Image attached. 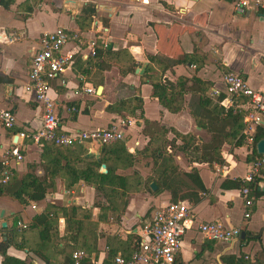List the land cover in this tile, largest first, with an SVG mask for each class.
<instances>
[{
  "label": "crops",
  "instance_id": "obj_1",
  "mask_svg": "<svg viewBox=\"0 0 264 264\" xmlns=\"http://www.w3.org/2000/svg\"><path fill=\"white\" fill-rule=\"evenodd\" d=\"M56 28L66 29L83 42L70 67L49 82L60 132L106 129L118 121L130 123L121 128L123 139L109 144L122 146V153L107 160L116 175L127 177L126 204L118 200L111 207L102 205L103 199L92 187L81 181L68 186L59 176L46 188L41 202L21 205L9 196H0V264L2 252L24 264H69L70 252L81 247L72 248L65 240L68 233H64L62 215L45 242L32 222L45 208L55 212L69 206L87 211L84 218L76 220L81 223L80 238L92 247L86 256L88 264H107L115 256L128 258L144 220L170 202L167 190L155 193V185L154 190L149 188L154 184L152 156L164 153L171 155L180 172L174 177L179 180L178 193L195 189L183 176L192 170L203 188L198 200L194 194L181 200L188 206L192 223L181 238L174 264H224L226 257L240 264H264V169L254 178L256 189L250 191L248 219L243 218L239 188L230 186L242 182L256 158L247 141L256 128L250 132L242 120L239 144L236 139L218 138L221 164H197L179 150L187 142L198 148V154L211 158L210 136L215 133L196 126L190 115V110H199V97L208 101L199 112L210 131L227 134L230 130L227 121L213 120V109L231 107L245 112L247 100L231 102L226 93L222 81L226 73L238 74L251 89L264 93V9L251 7L237 15L231 0H0V111H9L15 120L12 130L0 123V152L13 146L19 131L40 127L42 108L23 88L40 37ZM91 42L94 56H90ZM73 45L70 41L64 51ZM156 83L170 89L176 112H168L153 97L152 85ZM85 87L92 88L94 94L83 93ZM257 128L263 140L264 127ZM43 145L47 144L18 143L22 160L10 163L9 185L27 173L43 176ZM73 147L82 148L83 155L97 149L96 144ZM205 222L238 228L243 239L207 241L197 231Z\"/></svg>",
  "mask_w": 264,
  "mask_h": 264
},
{
  "label": "built area",
  "instance_id": "obj_2",
  "mask_svg": "<svg viewBox=\"0 0 264 264\" xmlns=\"http://www.w3.org/2000/svg\"><path fill=\"white\" fill-rule=\"evenodd\" d=\"M138 1L147 2V0ZM231 3L237 15H244L251 7L255 10L264 9V0H231ZM70 41L74 43L73 47L64 51V47ZM82 44L78 36L63 28H56L40 37L39 49L31 58L27 84L23 88L25 93L32 94L34 102L42 108L40 127L31 132L19 131L13 146L0 152V185H6L10 181V163H18L22 160L18 143L30 141L34 144L48 143L60 148H71L86 144H111L123 139L121 128L124 124L129 125L128 121L112 123L106 129L60 132L58 119L54 114L55 104L50 95L49 82L60 78L70 67ZM89 46L92 48L90 56H94L93 43L91 42ZM222 81L230 101L240 98L247 100L244 103L245 114L242 118L245 127L250 132L257 127H264V93L251 89L238 74L232 72L226 73ZM82 92L88 95L94 94V90L90 87L83 88ZM0 123L4 129L12 130L15 126L13 114L9 111H0ZM247 141L251 144V138ZM262 169H264V155L253 159L242 183H252ZM215 171L223 174L222 169L215 168ZM239 193L243 200V218L248 219L250 215L248 209L252 206L249 189L242 187ZM191 223L185 202H169L144 220L138 230L137 240L130 256L128 258L115 256L109 264H174L175 257L180 251L181 238L190 229ZM17 226L21 229L25 228L20 223H17ZM197 231L205 240L215 243H230L238 240L240 236L238 228H227L217 222L201 223L197 226ZM85 258L86 254L82 250L73 251L70 255L73 264H80Z\"/></svg>",
  "mask_w": 264,
  "mask_h": 264
},
{
  "label": "trees",
  "instance_id": "obj_3",
  "mask_svg": "<svg viewBox=\"0 0 264 264\" xmlns=\"http://www.w3.org/2000/svg\"><path fill=\"white\" fill-rule=\"evenodd\" d=\"M82 13L88 15L86 10H84ZM95 54L96 53L94 50V55ZM169 90L170 89L165 87L162 83H156L152 85L153 97L156 98L158 103L168 112L174 113L177 111V109H174L171 106L172 103ZM207 105V99L199 97V110H201V108H206ZM199 110H190V115L194 119L196 126L199 128H204L210 134L215 133L211 134L210 136V144L212 142L213 145L212 147H209L211 158H207L204 153L198 154V148L196 146L190 145L187 142L181 145L179 150L184 154L186 152V154L191 159H193L192 162L197 164H211L212 162L221 164L223 160L220 156L218 138H221L222 141H227V139H236V144H239L238 141L242 140L243 138V135L241 134V121L245 112L242 113V111L239 109L234 111L231 107L226 109L221 107L213 109L212 113L215 115V118L213 119L214 121H227L230 125V130L227 134H220L215 131H210L204 126V123L202 122L203 117ZM260 130L261 129L256 128L254 133L251 135L252 153L256 157H260L255 153L254 149L256 142L263 136ZM193 141H195V139H193ZM46 144L47 145L42 146V152L40 153V164L43 171V176L37 177L33 173H27L23 175L19 181L13 183L12 185H9L11 182L10 180L8 184L0 185V196H9L18 201L21 205L41 202L46 195V188L52 184L55 177L59 176L66 180L68 186H72L73 184L81 181L83 184L92 187L97 196L103 199L102 205H108V207H111L112 205H115L118 200L121 201V205L124 206L126 204L125 198L127 190V177L125 178L116 175L114 173V169H111L109 165H107L108 159H113L114 156L118 157L120 153H122V146L113 145L110 147L109 144L103 145L104 150L101 154L100 162L97 163L93 160L83 159L82 156L84 151L82 148H60L48 143ZM152 159V168L154 174L153 183L156 186L155 193L167 190L170 197V203L184 200L186 197H190L192 194H194L195 199H199L197 194L198 192H202L203 188L199 179L197 178L195 170H192L188 174H183V176L194 185L195 189L187 194H180L175 190L176 186L179 184V180H176L175 178L178 174H180V172L171 161V155L169 153H164V155H158L157 157L152 156ZM100 164L106 166V172L104 174L98 172ZM255 181L256 179H254L252 183L247 184H244L241 181H235V183H231L230 186L233 188H239V190L242 187H247L249 192H253V190L255 191L256 189L254 186ZM222 187L227 188V185L223 183ZM112 209H114V207H112ZM86 212L87 211H82L79 207L75 206H69L67 209H60L58 211L56 210L55 212H51V210L45 208V211H42L36 215L32 222L34 224V228L36 225L40 229L38 233L39 239L42 242H45L49 239V232L51 230L55 232L56 230V218L59 215H62L64 220V233H68L66 234L67 238L65 240L72 243V248H75L77 245H79L81 250H83L87 256V253L91 252L92 247L86 243L87 241H84L80 238L79 233L81 230V223L80 221L76 220L78 217L84 218V214ZM50 213L52 214L51 218L48 217ZM256 238L257 236L253 237L252 239ZM78 239H81L80 244ZM85 243L87 245H85ZM72 252L73 251L70 252V255ZM70 255L69 264H73L70 259ZM1 256L2 264H24L19 260L6 256L4 252L1 253ZM222 260L224 261V264H240V261L235 262L233 257H226ZM86 261L87 259L85 258L80 264H88Z\"/></svg>",
  "mask_w": 264,
  "mask_h": 264
},
{
  "label": "water",
  "instance_id": "obj_4",
  "mask_svg": "<svg viewBox=\"0 0 264 264\" xmlns=\"http://www.w3.org/2000/svg\"><path fill=\"white\" fill-rule=\"evenodd\" d=\"M16 141V138L14 139L13 142ZM97 149H90L87 151V153L85 155H83V159H87V160H94L95 162L99 163L100 162V155L104 149L103 145L100 144V143H97ZM255 150H256V153L258 155H264V139L263 140H259L256 144H255ZM99 170L102 172V173H105V166L103 164H100V168ZM149 188L151 190H154L155 186L154 184H150L149 185ZM243 235L244 233L243 232H240V236H239V239H243Z\"/></svg>",
  "mask_w": 264,
  "mask_h": 264
},
{
  "label": "rangeland",
  "instance_id": "obj_5",
  "mask_svg": "<svg viewBox=\"0 0 264 264\" xmlns=\"http://www.w3.org/2000/svg\"><path fill=\"white\" fill-rule=\"evenodd\" d=\"M76 250H81V249H79V248H76L74 251H76ZM83 251V250H82Z\"/></svg>",
  "mask_w": 264,
  "mask_h": 264
}]
</instances>
